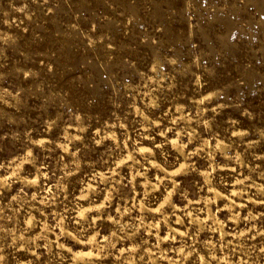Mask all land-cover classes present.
Returning a JSON list of instances; mask_svg holds the SVG:
<instances>
[{"label":"clouds","instance_id":"obj_1","mask_svg":"<svg viewBox=\"0 0 264 264\" xmlns=\"http://www.w3.org/2000/svg\"><path fill=\"white\" fill-rule=\"evenodd\" d=\"M126 3L101 19L72 0H0V264H264V88L230 94L264 78V31L241 41L236 81L213 87L198 17L237 4L165 9L186 17L182 59L164 24ZM240 3L264 29V0ZM113 28L151 54L136 58ZM51 36L74 42L80 70Z\"/></svg>","mask_w":264,"mask_h":264},{"label":"rangeland","instance_id":"obj_2","mask_svg":"<svg viewBox=\"0 0 264 264\" xmlns=\"http://www.w3.org/2000/svg\"><path fill=\"white\" fill-rule=\"evenodd\" d=\"M184 0H161L164 7L157 8L151 4L150 0H137L136 13L144 20L149 23L156 22L162 23L165 26V33L162 34L163 38L170 43L176 44L178 51L181 54L182 59L185 58L187 50L190 47L186 43L187 38V20L186 17L182 15L173 16L171 19L168 18L167 10L175 8L177 12L183 7ZM210 2H219L224 3V0H210ZM231 5L233 3L239 6L238 14L233 11V14L227 19L223 16H216L209 18L208 13H204L200 19L202 25V31L198 30L196 33V41L200 45L202 51L208 52L211 54L210 57H205L210 63V66L216 69L217 75L215 78L205 77L206 79L211 80V85L213 87H220L228 83H234L237 79L238 73L235 71V66L241 63L244 60L245 54L247 52L246 43H241V41L247 42L250 39H254L256 34L264 31L256 27V20H259L260 17L257 16L255 20L252 19L255 15L256 9L251 7H246L244 4L240 3V0H227ZM19 3V0H18ZM7 4V0H5ZM117 8L122 10L127 7L126 0H72L73 11H83L86 15L94 14L95 16L103 19L105 14L111 16L112 19H117L115 13L110 11V7ZM264 15V13H261ZM69 19L71 18V13H69ZM67 17H61V19H68ZM251 20L253 34L248 35L238 31V25L241 21ZM107 23V21H105ZM154 26V25H153ZM51 27V25H50ZM112 34L116 39L117 43L121 41L125 44H134L137 46L136 58L143 59L146 55H150L151 52L147 46L140 45L138 36H129L125 38L123 36V29H112ZM230 34V40L225 39L226 36ZM179 41V43H177ZM50 47L59 48L61 54L64 58L69 61L76 62V67L79 69V58L81 53L77 51L74 47V42L72 40H60L55 36L49 37L47 41ZM234 45H238L234 47ZM254 65L257 68L261 67V64H264V58L257 57L253 60ZM261 71H264V68H261ZM86 72L93 73L97 79H99V69L89 66ZM231 73V75H229ZM264 88V78L257 77L254 82L248 83L245 86L237 85L230 90V94H244L249 97H254L257 92V89ZM99 92V90H97ZM110 91V89H108ZM101 97L100 107L104 111L108 110L106 103L107 92H99ZM254 103H259V100ZM35 117H33L34 119ZM8 131V128L0 129V135H3ZM6 147L8 142L5 141Z\"/></svg>","mask_w":264,"mask_h":264}]
</instances>
